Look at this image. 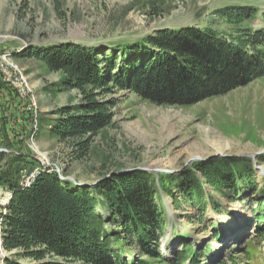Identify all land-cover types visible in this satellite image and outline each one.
I'll list each match as a JSON object with an SVG mask.
<instances>
[{
    "label": "rangeland",
    "instance_id": "374dc122",
    "mask_svg": "<svg viewBox=\"0 0 264 264\" xmlns=\"http://www.w3.org/2000/svg\"><path fill=\"white\" fill-rule=\"evenodd\" d=\"M233 5L258 13L241 23L230 21L220 10ZM181 26L208 27L236 41L245 28L264 30V0H0V52L13 53L11 64L0 60V149L7 153L0 169L9 170L7 162L19 156L23 160L20 166L16 163L14 175L20 183L33 165L88 184L114 169L140 168L155 178L168 176V192L156 194L164 219L160 248L168 258L161 264L178 256L179 264H192L194 251L199 253L200 264H264V212L255 209L264 196L259 190L264 183V75L225 95L187 106L159 105L130 88L118 89L108 98L115 102L114 125L104 129L91 154L79 160L51 131L55 111L78 104L79 91L64 87L62 75L42 61L18 55L27 47L64 41L109 50L141 42L156 30ZM16 67L36 97L39 124L29 111V95L19 91ZM220 140L223 153L213 146ZM218 153H235L245 159L247 183L239 185L241 191L233 195L216 190L196 172L205 195L202 204L194 202L177 186L180 173ZM160 160L168 161L164 169ZM0 187L8 201L11 193ZM7 204L0 201L1 212ZM98 209L106 213L102 205ZM3 250L0 264L7 259L33 264L16 252ZM121 254L146 258L135 249Z\"/></svg>",
    "mask_w": 264,
    "mask_h": 264
},
{
    "label": "trees",
    "instance_id": "16d2710c",
    "mask_svg": "<svg viewBox=\"0 0 264 264\" xmlns=\"http://www.w3.org/2000/svg\"><path fill=\"white\" fill-rule=\"evenodd\" d=\"M220 12L241 23L258 10L233 5ZM240 31L243 35L234 41L208 27L181 26L159 29L141 42L109 50L64 41L27 47L18 55L42 61L62 75L64 87L79 91L78 104L55 111L51 131L71 147L76 159L83 160L91 154L96 137L114 125L115 102L108 98L118 89L130 88L159 105L187 106L263 76L264 30ZM6 154L0 151V163ZM21 160L18 156L6 161L9 170L0 169V186L12 194L6 212L0 211L7 251L33 264H161L168 260L160 248L164 219L156 201L158 191L168 192V176L155 178L140 168L114 169L88 184L61 178L57 171L42 166L31 184L23 186L14 175ZM248 166L238 156H208L195 161L193 169H184L177 186L202 204L205 192L198 172L216 190L236 195L239 185L247 183ZM259 190L264 192V183ZM101 205L106 213L99 211ZM261 205L264 196L255 206L264 212ZM134 249L146 258L121 254ZM191 255L192 264H200L199 253ZM179 258L169 264H179ZM6 264L22 263L7 259Z\"/></svg>",
    "mask_w": 264,
    "mask_h": 264
},
{
    "label": "bare ground",
    "instance_id": "6f19581e",
    "mask_svg": "<svg viewBox=\"0 0 264 264\" xmlns=\"http://www.w3.org/2000/svg\"><path fill=\"white\" fill-rule=\"evenodd\" d=\"M12 54L13 53H11V52H7V51H3V52H0V60H3V61H5L8 65L9 64H11L10 63V60H11V58H12ZM2 61V62H3ZM13 65V64H12ZM21 69V68H20ZM18 67H16L15 68V77L17 78V81H18V83H19V85H18V87H19V91H20V93L22 94V95H29V100H28V108H29V111L33 114V116H34V122L36 121V122H38L37 120H38V113H39V110H38V105H37V100H36V97H35V95L34 94H32V93H30L31 92V90H30V85H29V83H28V80H27V78L25 77V75L23 74V72L20 70ZM9 72V71H8ZM13 74V73H12ZM11 78V77H10ZM27 88H28V90L29 91H27L26 92V90H27ZM28 93V94H27ZM34 93V92H33ZM38 124H39V122H38ZM36 128H35V131H34V133L35 132H37V130H38V126L36 125L35 126ZM208 135V134H207ZM210 138V137H209ZM215 139V138H214ZM215 142H217V141H215ZM223 142L224 141H218V143H213V146L214 147H216V149H219V151L218 152H221V153H223V149H220L221 148V146H220V144H223ZM33 145H35V144H33ZM34 147V146H33ZM37 148V147H36ZM37 150H38V148H37ZM39 151V150H38ZM40 152V151H39ZM40 154H41V152H40ZM45 157V156H44ZM41 160V159H40ZM161 164V167H162V169H164L165 168V165H166V163H168V161H163V160H160L159 161ZM31 171H34V177L32 178V176H31ZM39 171V169H37V168H34V169H32V170H30V171H27V170H25V173L23 174V179H22V181H21V185H23V186H28V185H30L31 184V182H32V180L35 178V176H36V174H37V172ZM23 172V171H22ZM59 173V172H58ZM59 175L61 176V174L59 173ZM3 194H4V190L0 187V201L2 202V203H8V201H5V198L3 197ZM6 212V210H5V208L3 209V212L2 213H5ZM2 221H3V218H0V235L1 234H3V226H2ZM2 236V235H1ZM2 241H3V244H2ZM3 245H4V239H3V237H2V240H1V238H0V255H2L3 253H4V250H3Z\"/></svg>",
    "mask_w": 264,
    "mask_h": 264
},
{
    "label": "water",
    "instance_id": "95a60500",
    "mask_svg": "<svg viewBox=\"0 0 264 264\" xmlns=\"http://www.w3.org/2000/svg\"><path fill=\"white\" fill-rule=\"evenodd\" d=\"M0 151H3L2 149H0ZM216 156H222V157H229V156H239L238 154H235V153H233V154H220V153H218V154H216ZM208 157H206L205 159H207ZM61 178H67V177H61ZM11 197H12V194H10V196H9V201H10V199H11ZM5 247V246H4Z\"/></svg>",
    "mask_w": 264,
    "mask_h": 264
},
{
    "label": "built area",
    "instance_id": "2783aa9c",
    "mask_svg": "<svg viewBox=\"0 0 264 264\" xmlns=\"http://www.w3.org/2000/svg\"><path fill=\"white\" fill-rule=\"evenodd\" d=\"M31 176H32V178L34 177V171H31Z\"/></svg>",
    "mask_w": 264,
    "mask_h": 264
},
{
    "label": "crops",
    "instance_id": "0c3cea01",
    "mask_svg": "<svg viewBox=\"0 0 264 264\" xmlns=\"http://www.w3.org/2000/svg\"><path fill=\"white\" fill-rule=\"evenodd\" d=\"M79 183H87V182H79Z\"/></svg>",
    "mask_w": 264,
    "mask_h": 264
}]
</instances>
